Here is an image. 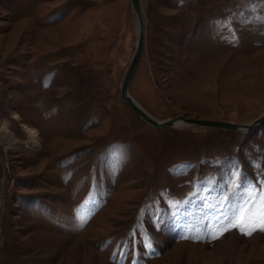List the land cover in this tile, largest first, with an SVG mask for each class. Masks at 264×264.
<instances>
[{"label":"rangeland","instance_id":"1","mask_svg":"<svg viewBox=\"0 0 264 264\" xmlns=\"http://www.w3.org/2000/svg\"><path fill=\"white\" fill-rule=\"evenodd\" d=\"M141 5L150 114L264 115V0ZM137 42L132 0H0V264H264V121L153 126Z\"/></svg>","mask_w":264,"mask_h":264},{"label":"water","instance_id":"2","mask_svg":"<svg viewBox=\"0 0 264 264\" xmlns=\"http://www.w3.org/2000/svg\"><path fill=\"white\" fill-rule=\"evenodd\" d=\"M133 8L136 14L137 22H138V42L137 48L133 55L132 61L125 73L121 95L122 98L127 101L130 106L147 122L152 124L155 127H164V126H173L180 120H183L189 124H197L202 126H211V127H219L231 130H248L253 128L255 125L264 121V115L256 118L255 120L243 123V122H234L230 120H221V119H208V118H197V117H187L185 115L173 116L166 119H158L150 114L130 93L129 86L133 74L137 68L139 63L144 44H145V19L142 11L141 0H132Z\"/></svg>","mask_w":264,"mask_h":264},{"label":"snow or ice","instance_id":"3","mask_svg":"<svg viewBox=\"0 0 264 264\" xmlns=\"http://www.w3.org/2000/svg\"><path fill=\"white\" fill-rule=\"evenodd\" d=\"M264 19V18H262ZM253 191H258L259 192V209H258V220L257 223L260 227L261 230H264V189H256L255 186H253ZM249 198L251 199V193H249ZM245 204H247V201H245ZM243 211V209H241L240 211H238L237 213V219H239L241 212ZM243 224V221H240V224H237L235 221L230 222L231 227H240V225ZM245 227H247L246 225L244 227H241V231L245 230ZM228 227L225 226L224 227V231H227ZM222 234V233H221ZM248 235H251V231H247ZM212 238H216L215 235H213Z\"/></svg>","mask_w":264,"mask_h":264},{"label":"bare ground","instance_id":"4","mask_svg":"<svg viewBox=\"0 0 264 264\" xmlns=\"http://www.w3.org/2000/svg\"><path fill=\"white\" fill-rule=\"evenodd\" d=\"M139 29V28H138ZM177 125H188L189 123H187V122H185V121H183V120H180V121H178L177 123H176ZM6 127V126H5ZM32 130V129H31ZM30 130V131H31Z\"/></svg>","mask_w":264,"mask_h":264}]
</instances>
